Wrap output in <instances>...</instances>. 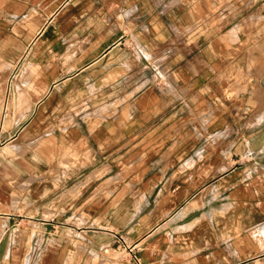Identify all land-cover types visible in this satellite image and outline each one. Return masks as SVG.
<instances>
[{"label":"crops","instance_id":"1","mask_svg":"<svg viewBox=\"0 0 264 264\" xmlns=\"http://www.w3.org/2000/svg\"><path fill=\"white\" fill-rule=\"evenodd\" d=\"M37 251L264 264V0H0V264Z\"/></svg>","mask_w":264,"mask_h":264},{"label":"rangeland","instance_id":"2","mask_svg":"<svg viewBox=\"0 0 264 264\" xmlns=\"http://www.w3.org/2000/svg\"><path fill=\"white\" fill-rule=\"evenodd\" d=\"M160 75L163 77L162 74H160ZM28 255H31V253L29 252ZM40 257H41V253L39 251H37V258L36 259L34 258L32 260L33 262L31 264H41L40 263V259H41Z\"/></svg>","mask_w":264,"mask_h":264},{"label":"built area","instance_id":"3","mask_svg":"<svg viewBox=\"0 0 264 264\" xmlns=\"http://www.w3.org/2000/svg\"><path fill=\"white\" fill-rule=\"evenodd\" d=\"M104 252H106V250H104ZM139 264V263H138Z\"/></svg>","mask_w":264,"mask_h":264}]
</instances>
